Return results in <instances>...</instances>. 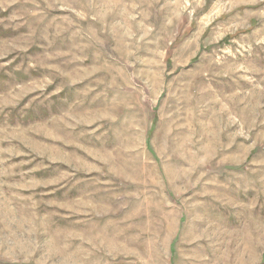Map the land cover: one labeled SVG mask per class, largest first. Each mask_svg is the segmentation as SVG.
Listing matches in <instances>:
<instances>
[{
    "label": "rangeland",
    "instance_id": "374dc122",
    "mask_svg": "<svg viewBox=\"0 0 264 264\" xmlns=\"http://www.w3.org/2000/svg\"><path fill=\"white\" fill-rule=\"evenodd\" d=\"M0 264H264V0H0Z\"/></svg>",
    "mask_w": 264,
    "mask_h": 264
}]
</instances>
